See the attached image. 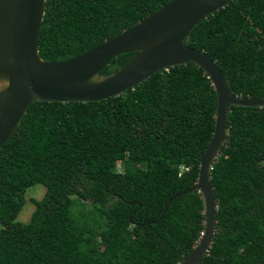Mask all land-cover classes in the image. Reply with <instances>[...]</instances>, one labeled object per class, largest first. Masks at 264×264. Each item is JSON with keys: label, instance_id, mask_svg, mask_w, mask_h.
Wrapping results in <instances>:
<instances>
[{"label": "trees", "instance_id": "1", "mask_svg": "<svg viewBox=\"0 0 264 264\" xmlns=\"http://www.w3.org/2000/svg\"><path fill=\"white\" fill-rule=\"evenodd\" d=\"M171 1L46 0L39 56L83 54ZM183 44L215 62L233 95L264 98V0L231 1ZM215 111L210 80L192 62L108 100L32 103L0 149V264L180 263L202 232L200 194L176 198L152 222L196 184ZM226 127L210 171L215 233L198 264H264V108L231 107ZM34 185L44 194L24 224Z\"/></svg>", "mask_w": 264, "mask_h": 264}, {"label": "water", "instance_id": "2", "mask_svg": "<svg viewBox=\"0 0 264 264\" xmlns=\"http://www.w3.org/2000/svg\"><path fill=\"white\" fill-rule=\"evenodd\" d=\"M231 1L173 0L97 47L73 58L50 62L43 61L38 52L46 0H0V149L34 102H100L118 97L157 72L194 63L216 93L213 134L199 160L196 184L171 197L152 223L165 216L176 198L200 194L202 232L191 252L178 263L198 264L215 233L216 201L210 171L226 140L228 112L231 107L264 108V98L233 95L215 62L202 51L183 44L201 20ZM134 52L117 72L99 75L111 59Z\"/></svg>", "mask_w": 264, "mask_h": 264}, {"label": "rangeland", "instance_id": "3", "mask_svg": "<svg viewBox=\"0 0 264 264\" xmlns=\"http://www.w3.org/2000/svg\"><path fill=\"white\" fill-rule=\"evenodd\" d=\"M114 171L122 172L121 162L117 163L116 167L114 168ZM44 190L45 188L41 185H34L26 191L25 204L17 217V221L24 224L29 222L31 214L35 209L32 200H40L44 194Z\"/></svg>", "mask_w": 264, "mask_h": 264}]
</instances>
